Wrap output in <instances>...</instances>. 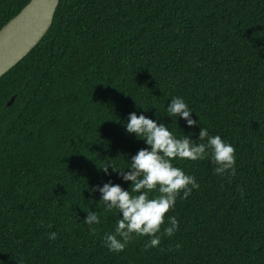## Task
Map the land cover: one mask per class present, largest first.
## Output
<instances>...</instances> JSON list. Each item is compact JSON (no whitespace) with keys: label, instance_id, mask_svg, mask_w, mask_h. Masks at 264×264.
<instances>
[{"label":"trees","instance_id":"16d2710c","mask_svg":"<svg viewBox=\"0 0 264 264\" xmlns=\"http://www.w3.org/2000/svg\"><path fill=\"white\" fill-rule=\"evenodd\" d=\"M29 1L0 0V29ZM175 96L233 145L235 172L174 160L200 185L166 214L179 230L109 252L118 213L88 189L129 188L99 168L122 170L146 147L125 133L130 112L197 139L166 116ZM0 264H264V0H59L45 36L0 77Z\"/></svg>","mask_w":264,"mask_h":264},{"label":"clouds","instance_id":"9594fccd","mask_svg":"<svg viewBox=\"0 0 264 264\" xmlns=\"http://www.w3.org/2000/svg\"><path fill=\"white\" fill-rule=\"evenodd\" d=\"M165 111L172 121L173 118L176 123L177 119L183 120L187 128H198L197 139L191 138V132L177 138L165 123L146 116V111L140 114L130 112L123 124L125 133L144 141L146 147L132 155L122 170H116L110 164L99 168L106 177L115 174L122 183L130 182L129 188L125 190L121 184L108 179L88 189L90 194H99V202H103L106 211L118 213L114 231L103 237V244L109 252H122L136 235L148 238L146 248H157L162 236L172 237L179 230L177 218L166 214L175 208L178 197L187 198L200 185L194 176L175 166L174 160L195 162L209 159L214 165V175L235 172L233 145L220 135H211L206 127H200L184 98H171ZM82 222L94 231L93 226L99 225L101 219L95 211L89 210ZM47 235L49 240L57 239L56 232Z\"/></svg>","mask_w":264,"mask_h":264},{"label":"water","instance_id":"95a60500","mask_svg":"<svg viewBox=\"0 0 264 264\" xmlns=\"http://www.w3.org/2000/svg\"><path fill=\"white\" fill-rule=\"evenodd\" d=\"M59 0H30L0 29V77L21 61L49 30ZM12 99L7 106L11 105Z\"/></svg>","mask_w":264,"mask_h":264}]
</instances>
